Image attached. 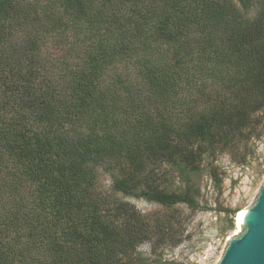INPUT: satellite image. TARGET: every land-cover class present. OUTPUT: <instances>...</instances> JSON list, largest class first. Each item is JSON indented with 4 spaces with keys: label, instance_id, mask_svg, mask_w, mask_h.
<instances>
[{
    "label": "trees",
    "instance_id": "obj_1",
    "mask_svg": "<svg viewBox=\"0 0 264 264\" xmlns=\"http://www.w3.org/2000/svg\"><path fill=\"white\" fill-rule=\"evenodd\" d=\"M262 113L264 0H0V264H171L178 218L118 194L197 209Z\"/></svg>",
    "mask_w": 264,
    "mask_h": 264
},
{
    "label": "rangeland",
    "instance_id": "obj_2",
    "mask_svg": "<svg viewBox=\"0 0 264 264\" xmlns=\"http://www.w3.org/2000/svg\"><path fill=\"white\" fill-rule=\"evenodd\" d=\"M260 117L255 137L231 152L225 151L214 161L220 183L211 176L209 167L193 177L191 188L199 204L197 209L181 204L166 210L139 195L118 194L144 214L165 210L181 222L178 227L179 242L159 248L156 252V256L163 261L171 264H219L229 240L241 234L236 215L253 206L264 182V113ZM100 172L101 188L112 192V175L104 168ZM164 184L169 190L186 187L182 177L171 174ZM139 251L145 258L155 257L147 243L141 245Z\"/></svg>",
    "mask_w": 264,
    "mask_h": 264
},
{
    "label": "water",
    "instance_id": "obj_3",
    "mask_svg": "<svg viewBox=\"0 0 264 264\" xmlns=\"http://www.w3.org/2000/svg\"><path fill=\"white\" fill-rule=\"evenodd\" d=\"M245 210L241 234L229 240L219 264H264V182L253 206Z\"/></svg>",
    "mask_w": 264,
    "mask_h": 264
},
{
    "label": "bare ground",
    "instance_id": "obj_4",
    "mask_svg": "<svg viewBox=\"0 0 264 264\" xmlns=\"http://www.w3.org/2000/svg\"><path fill=\"white\" fill-rule=\"evenodd\" d=\"M245 213H246V210H242V211H239L236 215V222H237L238 229L240 226L241 216H243Z\"/></svg>",
    "mask_w": 264,
    "mask_h": 264
}]
</instances>
